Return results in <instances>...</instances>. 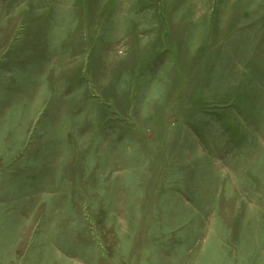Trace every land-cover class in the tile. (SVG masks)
<instances>
[{"label":"rangeland","instance_id":"obj_1","mask_svg":"<svg viewBox=\"0 0 264 264\" xmlns=\"http://www.w3.org/2000/svg\"><path fill=\"white\" fill-rule=\"evenodd\" d=\"M0 264H264V0H0Z\"/></svg>","mask_w":264,"mask_h":264}]
</instances>
